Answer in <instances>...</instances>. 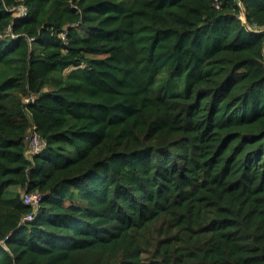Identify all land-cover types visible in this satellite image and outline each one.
Listing matches in <instances>:
<instances>
[{
  "label": "trees",
  "instance_id": "obj_1",
  "mask_svg": "<svg viewBox=\"0 0 264 264\" xmlns=\"http://www.w3.org/2000/svg\"><path fill=\"white\" fill-rule=\"evenodd\" d=\"M0 264H264V0H0Z\"/></svg>",
  "mask_w": 264,
  "mask_h": 264
},
{
  "label": "built area",
  "instance_id": "obj_2",
  "mask_svg": "<svg viewBox=\"0 0 264 264\" xmlns=\"http://www.w3.org/2000/svg\"><path fill=\"white\" fill-rule=\"evenodd\" d=\"M242 0H236V3L241 6ZM25 8H20L19 12H22ZM239 17L245 22V13L242 11L239 14ZM248 28H250L248 26ZM257 30V29H255ZM34 100V96L32 94H26L22 97V102L24 104L32 102ZM26 107V111L28 113L29 117V126L24 134L23 140H24V155L27 159H32L33 156L39 154L45 147H46V141L38 134L36 131V125L33 122L31 118V113L29 109ZM42 199V195L40 192H23L22 194V201L26 204H29L32 207V212L27 213L23 216L22 221L24 220H32L34 218V211L37 210V208L40 205Z\"/></svg>",
  "mask_w": 264,
  "mask_h": 264
}]
</instances>
